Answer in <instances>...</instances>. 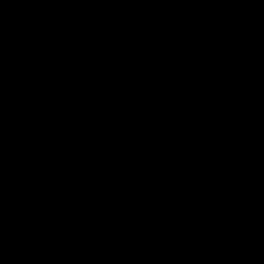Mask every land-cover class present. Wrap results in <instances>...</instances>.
<instances>
[{
  "label": "water",
  "instance_id": "95a60500",
  "mask_svg": "<svg viewBox=\"0 0 264 264\" xmlns=\"http://www.w3.org/2000/svg\"><path fill=\"white\" fill-rule=\"evenodd\" d=\"M0 264H264V0H0Z\"/></svg>",
  "mask_w": 264,
  "mask_h": 264
}]
</instances>
